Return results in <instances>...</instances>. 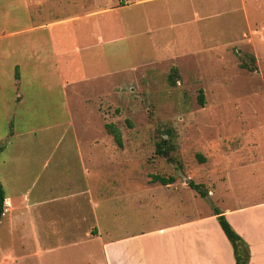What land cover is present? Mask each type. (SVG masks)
Listing matches in <instances>:
<instances>
[{
  "label": "rangeland",
  "instance_id": "1",
  "mask_svg": "<svg viewBox=\"0 0 264 264\" xmlns=\"http://www.w3.org/2000/svg\"><path fill=\"white\" fill-rule=\"evenodd\" d=\"M172 5L180 8L177 15L169 13ZM164 7L168 13L156 19L148 47L139 32L101 46L106 59L101 58L100 65L92 57L59 65L63 95L54 81L47 82L50 90L40 88L39 82L38 87L0 82L6 102L4 110L0 106V181L6 194L18 199V193L26 191L31 204L35 195L44 196L50 189L63 193L71 174L84 169L89 172L85 177L82 173L68 180L72 187L86 180L96 206L100 187H112L111 193L121 199L124 219L132 211L155 218L143 229L172 220L164 205L166 195H146L152 175L173 177L180 185L191 181L205 191L224 177L245 199L264 196L257 191L264 186V0L155 3L162 13ZM193 14L212 18L196 23ZM178 17L187 23L175 24ZM138 27L140 31V23ZM190 52L195 56H181ZM172 55H180L178 64H172ZM250 57L254 70L239 68ZM172 68L178 79L170 86ZM15 92L23 95L18 108L8 103ZM106 125L118 131L120 147ZM30 129L33 133L18 135ZM12 132L16 135L6 145ZM160 138L172 147V162L154 154ZM114 177L117 184H108ZM242 186L246 193L238 191ZM194 193L188 187L181 196L197 210ZM133 194L140 196L139 204ZM196 197L203 213L217 207L208 195ZM56 208L59 218L69 215ZM27 210L35 216V207ZM93 212L100 219L99 206ZM7 232L0 225V244ZM97 256L90 254L92 261Z\"/></svg>",
  "mask_w": 264,
  "mask_h": 264
},
{
  "label": "crops",
  "instance_id": "2",
  "mask_svg": "<svg viewBox=\"0 0 264 264\" xmlns=\"http://www.w3.org/2000/svg\"><path fill=\"white\" fill-rule=\"evenodd\" d=\"M159 1L0 0V82H9L13 86L24 82L34 87H38L39 82L40 88L50 90L52 85L47 82L54 81L59 83L54 86L63 95L59 65L68 66L76 58L91 57L98 59L94 63L100 65V59L104 62L106 59L101 46L139 32L145 35L148 47L150 34L157 30L156 19L168 13L166 7L163 13L155 8ZM175 8L172 5L169 13L177 15L180 8ZM134 9L137 11L133 12ZM211 16L199 18L193 14L192 19L198 23L208 21ZM175 22L179 26L187 23L181 17L175 18ZM211 32H214L213 27ZM92 48L96 51L91 55ZM181 56L195 54L190 52ZM179 57L170 56L172 64H178L175 60ZM2 97L0 84V106L4 110L6 102ZM22 97L15 92L8 103L18 108L23 104ZM29 133L33 130L18 132V135ZM14 135V132L8 134L6 145ZM2 149L0 146V151ZM73 173L72 179L68 180L75 181L76 175L81 177L83 173L85 177L89 172L82 169ZM68 180L64 183L63 193L50 189L44 196L35 195L31 204L26 191L18 193L16 199L5 193L0 181L4 196L0 225L8 231L3 234L0 244V264L234 263L230 245L212 212L201 211V202H197L195 193L191 196L197 210L181 196L188 189L186 184L180 185L174 180L157 187L154 185L160 184L147 183L151 188H147L146 195L155 191L166 195L164 205L168 219L172 220L159 227L143 229L155 218L148 216V219L138 211H132L128 212L130 218L124 219L120 212L121 199L117 200L111 193L112 187H100L99 205L96 206L92 188L86 180L83 179L81 187H72ZM117 182L114 177L108 184ZM230 187L221 177L206 188V194L232 230L246 243L248 264H264V196L248 200ZM238 191L246 193L245 186L238 187ZM257 191L264 194V186ZM133 199L139 204L138 194H133ZM56 206L64 208L69 215L59 218ZM98 206L100 219H96L93 212ZM30 207L36 208L34 217L29 215L27 209ZM93 252L98 256L92 261L90 254Z\"/></svg>",
  "mask_w": 264,
  "mask_h": 264
},
{
  "label": "trees",
  "instance_id": "3",
  "mask_svg": "<svg viewBox=\"0 0 264 264\" xmlns=\"http://www.w3.org/2000/svg\"><path fill=\"white\" fill-rule=\"evenodd\" d=\"M239 68L245 69L247 71H253V58H249V63H239ZM178 79L177 70L175 68H172L170 70V73L168 74L167 80L168 84L170 86H173L175 83V80ZM262 84L264 87V78L262 80ZM201 91H199L198 94V102L201 105L202 104V97H201ZM106 131L109 135H111L114 142L120 147V137L119 133L116 129L113 128L111 125L105 126ZM167 134V133H165ZM172 149V147L167 143L166 139L160 138L158 142L155 143V149L154 154L165 158L168 162H172V158L168 156L169 151ZM150 182L154 183L157 182L160 185H168L174 182L173 177H162L158 175H152L149 177ZM187 186L191 188L199 197H207L206 191L203 189V187L200 184H194L191 181L187 183ZM3 192L0 185V216L3 213ZM212 215L215 217V220L224 235L225 239L227 240L228 244L230 245L231 251H232V257H233V264H248L249 260V251L246 243L232 230L230 225L225 220L224 216L221 214V212L218 211L217 208H212Z\"/></svg>",
  "mask_w": 264,
  "mask_h": 264
}]
</instances>
